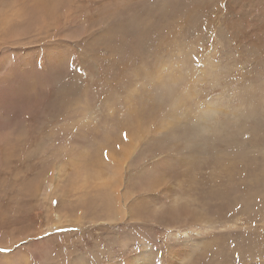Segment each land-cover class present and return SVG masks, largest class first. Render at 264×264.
Masks as SVG:
<instances>
[{"label": "rangeland", "instance_id": "1", "mask_svg": "<svg viewBox=\"0 0 264 264\" xmlns=\"http://www.w3.org/2000/svg\"><path fill=\"white\" fill-rule=\"evenodd\" d=\"M0 264H264V0H0Z\"/></svg>", "mask_w": 264, "mask_h": 264}, {"label": "snow or ice", "instance_id": "2", "mask_svg": "<svg viewBox=\"0 0 264 264\" xmlns=\"http://www.w3.org/2000/svg\"><path fill=\"white\" fill-rule=\"evenodd\" d=\"M126 135V134H125ZM105 156H107V153H105ZM53 203L55 204V203H57L56 201H53Z\"/></svg>", "mask_w": 264, "mask_h": 264}, {"label": "bare ground", "instance_id": "3", "mask_svg": "<svg viewBox=\"0 0 264 264\" xmlns=\"http://www.w3.org/2000/svg\"><path fill=\"white\" fill-rule=\"evenodd\" d=\"M2 143V142H1Z\"/></svg>", "mask_w": 264, "mask_h": 264}]
</instances>
